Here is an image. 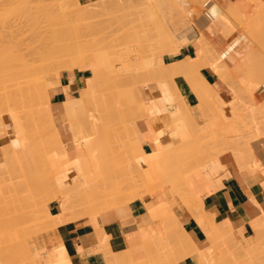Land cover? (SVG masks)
Here are the masks:
<instances>
[{"label":"rangeland","instance_id":"1","mask_svg":"<svg viewBox=\"0 0 264 264\" xmlns=\"http://www.w3.org/2000/svg\"><path fill=\"white\" fill-rule=\"evenodd\" d=\"M147 1L148 0H38L37 2H33L29 6L34 15L35 14L39 15V13L44 9L46 11L51 12V14H52L51 20L48 21L47 19L42 18L40 16V17H38L37 22H38V28L41 31L48 32L47 30H51L50 28H52L53 31L51 30L52 33H50V32H48V33L45 32L46 34L44 33L45 34L43 36L44 41L42 40V42H44L43 43L44 45H42V47H39L40 44L38 46V44H37L38 42L33 43L32 41L31 42L25 41L23 44H20L17 46L18 48H16V50L17 51L19 50V51H21L22 54L26 55L27 63L24 64L22 67H20L22 69L19 68V74L18 75L15 73L12 74V76L10 77V79H12V83H3V84L10 85L11 87L15 88L16 87L15 84H19L21 87H27V86H29L28 84H30V83H42V84H45L46 90L48 93V90L50 89L49 86L52 85V83L49 85L48 83H44V81L45 82L46 81L55 82L56 81L55 74L59 73L61 75L62 72H60V71H62L63 68H67L68 69L67 71H71V72L74 70H80V71H85V72L87 71V72H89V74H87V77H85L83 79V86L80 88V93L78 95H76L77 97H74L76 100L80 99L81 102H79L77 105H75V107H77L76 111H72V112L68 113V118L65 119L66 122L64 121V119H62L61 117L58 116L59 114H56L55 116L51 117V122H53V123L49 122L50 118H48V117H50L52 114H54L55 113L54 110L57 108H55L53 110L51 108L52 106H50V107L47 106V104L44 101H29L26 99V96L25 97H15V98L11 99L10 101H5V105H9L11 108H7L5 106L4 111L2 112L3 116L6 117V121L9 125H8V133L6 132L7 134L6 133L4 134V130H2V128L0 127V154H1L0 155V163L4 162L0 165V180L3 181V183H4L3 184L0 181V184H1L0 189L2 186L4 187L5 185L7 186L8 184H10V187L8 185L7 189H6V186H5L4 188L6 190L15 189L16 187L20 188V185L25 186V184H27V181H25L27 179L23 180L22 178H20L21 180H23V181L20 180L23 184L21 182H20L21 184L18 182L19 178H18V180H16V178L19 175V173L17 174V172H18L17 170H19L18 169L19 167L17 164L20 161L19 162L15 161V159L12 155L13 153L19 152V151H17L18 150L17 148L21 147V145H23V147H29L30 148L29 151H31V149H32V152L37 151L36 154L34 152L33 153L29 152L31 154V155L29 154V157L30 156L32 157L33 154L36 156L37 154L41 153L46 157L48 155H50V156H48L50 158V157H52L51 154L53 151H55V149H53V150L51 149L52 152L49 153V151H51V150L48 151V148H55V147H63L64 146V147H66V149H68V148L72 149V152H74V150H75V152H74L75 157H77L79 159V161L86 162L83 164H84V166L88 167L85 172H89L88 173L89 175H86L84 173L81 176V179L82 180H86V179L90 180L91 179L92 181H95V186L99 185L101 179H103L105 181L110 180L111 178H114L116 174L123 173L125 171V169L126 170L129 169L128 171L131 172V174L135 173L134 171H137V170L139 172L140 171L144 172V170L145 169L148 170V168H150V170H149L150 174H152L151 171H154L156 173V170L160 169V167L157 168L159 166V164L167 163L168 161H165V160L170 159L169 158V156L171 154L170 149L175 148L177 145H179L178 146L179 149L177 148L178 149L177 150L175 148L176 149V150L174 149L175 152L177 151V153H179V152L182 154L184 153V155L179 154V156L185 157L186 154H185V152H183V150L186 151V149H184V148H187L188 145H186V147L182 148V145H180V144L181 143L185 144L187 141H190V139L189 140L188 139L183 140V136L186 135V137H188V136L191 137L192 134L198 135L197 138H196V136L194 137V140L196 141V139H198L199 136L202 135L201 132H199V130L201 128H203V125H198L197 123H195V121L192 118V111L189 110L184 105L181 95H180V97H177L181 100L176 99V95L178 94V96H179L180 92L178 90L174 89L175 87L177 88L175 79L180 77L179 76L180 73L178 76H176L177 74H173V72L175 70L171 64H162V63L153 64V69L149 68V67H148V70H147V67L142 68L141 71H139L140 69H138V68H140V67H138L139 65L143 67L146 64V63L144 64L143 62L140 63V60L142 57L141 54L144 52L143 51L144 49L146 50V47H144V45L141 44L140 42H142V43L144 42V44L146 43L145 45L148 48L150 45L153 46L156 43H159L155 40H156V37H157V40H158V37H159V40L163 39L164 35H162L160 33H162L164 31V30H162V28L164 27V25H162V24H164V22H165V25L167 24L166 25L167 29H165V27H164V29L171 31L173 36L176 38V39L175 38H173V39L177 41V44H180V45L186 44V45H184V47L189 45V44H192L194 46L195 50H198L201 52V44H200V42H198L199 41L198 39H201L206 44V46L209 50V54L207 56L208 59H206L205 62H203V63H201L195 67V69L193 70L192 76H189L191 78V80H190V78H187V79H189L187 81V79L185 80L183 78V75L181 76V78H183L187 83H189L191 90L196 93V95L200 101V105L197 108V110H203L207 113L208 118H209L207 122L212 124V120L217 119L214 117V114L217 111V108H216L217 105L215 104L216 99H217V94L212 88L207 86V84H205L206 82L199 76V69L200 68L208 67L213 72H215L218 75V77L220 78L221 82L225 83L227 88L230 89V91H231V93L235 99V95L232 92V89L236 88L237 86H239L243 83L242 79L245 78V76L243 74L244 72L239 71V69H241V68H237L238 71H236V69H235L236 65H234L237 62L236 60H234L235 62L231 61L232 63H234L233 65L230 62V66H229V64L227 63V67L224 65H223L224 67L223 66L218 67L216 62L215 63L211 62V59L218 60L219 56L221 57L224 55L225 51L223 48L220 47L221 46L220 42L222 41V39L219 37L218 32L216 31V29L219 27V25L218 24L214 25L212 23V24H209V25H211V28H210L209 25L206 26V25L202 24L201 22H198V20H200L201 18L198 19L197 15L199 14L201 16V14L203 15V13H205V10L207 11V9H205V8H204L205 10L203 9V5H202V3H200L203 0H158L159 4L151 2L152 0L150 2L148 1L149 3H154L155 5L154 4L153 5L158 10L157 9L153 10V8H155V7H152L153 5L149 6ZM206 1H207V4H210V6H211V4H212V6L216 5L218 8L221 9V11L227 12V16L231 20V24L234 23L235 25L239 22L242 23L246 19L252 18V16L253 17H259L260 16L261 17L263 15L262 11H264V0H206ZM203 2H205V1H203ZM156 4H158V5H156ZM203 4L206 5V2ZM206 8H207V6H206ZM154 11H156V13H155V15L153 14V17H152L151 13ZM158 11H159L160 15H164L163 18L160 16H159L160 18L158 17V15H159V14H157ZM161 18H162L163 23H161L162 21L160 23H158L161 20ZM154 19H155V21H154ZM9 24L13 27V29H15L19 23L15 20L11 19ZM25 24L27 26V23H25ZM25 24H23V25L25 26ZM159 24H161V26H163L161 29L159 28ZM237 25L241 26L242 24L241 25L237 24ZM49 26H50V28H49ZM207 27H209V28H207ZM161 30H162V32H161ZM176 34H177V36H175ZM155 35H157V36H155ZM222 35L225 36L224 34H222ZM152 36L153 37L155 36V38L150 39L149 37L152 38ZM134 38H136V39H134ZM138 38L140 40L141 39L142 40L140 41ZM131 39H132L133 43L131 42ZM135 40H136V42H135ZM151 40L153 42L154 41L155 42L153 43ZM149 41H151V42L148 46ZM128 42H130V43L127 45L128 46L127 47L126 44ZM136 43H137V45H135ZM138 43L143 45L144 49H141L140 45L138 47ZM46 45H47V47L44 48ZM36 46H38V48ZM51 46H52V49H50ZM34 47L36 48V50L31 49ZM123 50H124V53H123L124 55L121 54L123 52ZM19 51H18V53H20ZM100 51H102V52H100ZM148 51L149 50L147 49L146 52H148ZM125 53L128 55L125 56ZM150 54L148 52V55L146 53V56L147 57L149 56L151 58ZM153 55H155V52ZM144 57L145 56H143L142 58H144ZM149 57L148 58L145 57L146 60L150 59ZM156 57H157V55H156ZM95 58H98V60L96 59V61L99 62V64H101L103 61L102 60L100 62V60L102 58H105L104 61H107V62H104L103 64L105 65L106 63L108 64V62H110V65L109 64H108L109 66L107 65L108 68H110V70H108L109 71L108 72L106 68H104V69H106V71L108 73H113V71H114V73L108 75L107 72L105 70H103V68H102L103 72H101L100 70L95 71V69L98 67V66H95V65H98L96 62H94ZM107 58H109V59L106 60ZM129 59L131 62H128ZM124 60H125V62H123ZM132 63H134V65ZM137 63H139V64H137ZM103 64L100 66H104ZM93 66H95V67H93ZM104 67H106V66H104ZM228 67L234 68L233 70H235V71H232L231 69L229 70ZM237 67H239V66H237ZM93 68H95L94 69L95 72L92 70ZM99 69H101V68H99ZM144 69L147 71L144 72L143 71ZM99 71H100V73H98ZM94 73H95V75H94ZM145 73H147L146 74L147 78H146ZM134 74H136V75H134ZM148 74H151V75L149 76ZM27 75H29V76L27 77ZM60 75H59V78H60ZM111 75H113L114 77ZM118 75H121V76H118ZM132 75H134V76H132ZM92 76L97 80H94V78ZM141 76H143V77H141ZM173 77H175V78H173ZM185 77H187V76H185ZM237 77H240V78H237ZM126 78H127V80H126ZM120 79L124 82H122ZM170 79L172 82L170 81ZM239 79H241L242 82H240ZM263 79H261V80H263ZM246 80L244 81V83H247ZM261 80L259 79L258 81L260 82ZM258 81L257 80L255 82L250 81V82H248L249 85H248V83L247 84L243 83V84H244V86L247 85V88L249 89V91L251 90L250 92L254 93L255 90H257L258 88L260 89L262 87V85H264V82L261 83L262 82L261 81L259 84ZM14 82H20V83H14ZM251 82L252 83L254 82V83L251 84ZM105 83H109V84H105ZM144 83H146L145 84L146 86L144 85ZM157 83L161 84V85L159 84L160 85L159 91L164 92V93L166 92L165 94L167 95V98H169L172 95L168 99V102H166L167 104L166 103L162 104V102L160 103L158 100L159 99V97H158L159 93H158V84ZM164 83H166L165 84L166 86L164 85ZM169 83L170 84L174 83V84L170 85ZM47 84H48V86H47ZM136 84H137V86H136ZM243 84L241 86H243ZM250 85L253 86L252 89H251ZM244 86H243L244 91H245V89H246V91H248L246 86L245 87ZM164 88H165V90H163ZM171 88H173V90ZM123 91H125V92L129 91V93L127 92L126 94L127 95L133 94V96L130 95V99H129V96H127L125 94V92L122 93ZM177 91H178V93H177ZM246 91H245V93L247 94L246 96L248 97L247 101L250 104H248V107H247V105H246L247 101H246L245 102L246 103L245 108L243 107L241 109V111L238 113L241 115V117H240V115H238L235 120L233 119V121L234 122L236 121V123H238V125L241 126L242 130L244 128H249L248 132H250V130H251L253 133L254 129H255L254 127H256L257 131L262 129L261 133L264 134V132H263L264 131V121H263L264 120V116H263L264 113L262 112V116L260 113V111H261L260 109L262 108L261 107L262 104L258 105L253 98V93L251 94L248 91L251 95V96L250 95L248 96V92H246ZM28 92H29V88H26L24 90V94L27 95ZM146 92L149 93V94L147 93L149 96L146 94ZM173 92H175V94H173ZM119 93L122 97L119 96ZM140 93H141V95H140ZM143 93H145V94H143ZM117 95L119 96V98L117 97ZM125 95L128 98L125 99L124 98ZM155 96H157V97H155ZM145 97H147L148 99ZM132 98L134 99V103L131 102ZM149 98H151V99H149ZM128 99H129V102H131V103L127 102ZM152 99H153V101H150ZM250 99H252V100H250ZM148 100L150 103L148 102ZM250 101H254V102L251 103ZM169 102L171 103L170 107L168 105ZM49 103H50V101H49ZM174 103L176 105H173ZM178 104H179V106H178ZM211 104L214 106V108L211 106ZM254 104H256L257 107H255ZM21 105H24V108H22ZM162 105H163V107L161 108ZM181 105H182V109L180 107ZM249 105L254 106L255 108L254 107L252 108L251 106L249 107ZM169 108L171 109V111ZM177 108H180L181 110H179V109L177 110ZM246 108H248L247 110L249 111V113H247L245 115V114H243V112H244V110H246ZM161 109H163V110L161 111ZM164 110L166 113L164 112ZM251 110L252 111L254 110V111L252 112ZM168 112H169V114H170V112H172L171 119L174 118V120H170V116H168L169 115ZM178 112H179V115H178ZM180 112H181V114H180ZM182 112H183V114H182ZM245 112H247V111H245ZM162 113H163V115L165 113V115L163 116ZM38 115L42 116L41 117L42 119H40L39 121L44 122V123H40V126L42 128L49 122L50 123L49 126H48V124L46 126V128H49V130L50 129L52 130V128H53V131H56V130H58V128H60L57 132H55L56 134H58L59 131L60 130L62 131V128H63L64 129L63 131L66 133L59 135V137H61L60 139L54 140L53 136L55 134L53 135L47 129L46 131L49 134H47L45 131V133L47 134V135H44L45 137L43 135H41L36 139L35 138L36 135L39 133L42 134V131H43V129H42L41 132H39L38 131V129H40L39 126L38 127L36 126L37 130L35 129V131H38L39 133L33 132V133H36L33 135L32 133L29 132V133H25L23 135L25 137V139H26V137L27 138L31 137V140L33 139V142L34 141L38 142V143L35 142L36 143L35 147L32 146V144H31L32 141H30V138H29V140L26 139L27 141H25V142H21V145H18L17 141L21 140V132L23 131L21 128H19V126L21 125V124L19 125V123H23V124L25 123L26 124L27 122L30 121L29 120L30 117H35ZM180 115H183V116L180 117ZM56 116L59 118L56 119L57 118ZM165 116L167 119L165 124H168V122H171V121H173V122L175 121L174 123L176 124V121H178L179 119H180L179 121L183 120V122H181V124L179 123V125H174L173 122H171V124L169 123L170 125H172V124L174 125L173 131L175 130L174 132H172V128H171V132H170V127L168 125H167V127H169V130H168V128H166V126L160 124V123H163V121L165 120L163 118ZM246 116H248V118ZM251 116L252 117L254 116L255 118L252 119ZM238 117H240V118L238 119ZM45 118L49 119V120H47L48 122L46 121V123H45V120H46ZM53 118L56 119L55 121H57L56 122L57 125L54 124V121H52ZM67 119H69V121L71 123H69V121ZM150 119H152L153 121L152 120L150 121ZM161 119H163V121ZM237 119H238V122H237ZM254 119H256V120H254ZM143 120H145L146 126L148 128L150 136L152 137V140H154V145L156 148L155 153L150 154V155H146L142 151L141 136L138 134V132L136 130L137 128H136L135 123L139 122V121H143ZM239 120H241L242 122H244L246 124L242 123ZM252 120H253V122H252ZM39 121H38V123H39ZM63 121L65 122L64 124H63ZM225 121H226V119H225ZM254 121H256V122L258 121L259 124H258V122L257 123L255 122V124H254ZM250 122H252V123H250ZM62 124L63 125L67 124L68 128L66 129V126H62ZM26 125H29V124L27 123ZM33 125H36V124H33ZM69 125L72 127H70ZM250 125H252V126H250ZM253 125H256V126L253 127ZM53 126H57V128L53 127ZM252 128H253V130H252ZM68 129L69 130L71 129L70 131H72L73 134H70V133L67 134L68 132H70V131H68ZM30 130H32V129H30ZM27 131H29V130H27ZM243 131L246 132V129H244ZM175 132L180 133L179 135L176 134V137L181 136V138H182L176 142L173 140V137H175V136H173V133L175 134ZM248 132H246V133H248ZM170 133H172V134H170ZM32 136H35V137L32 138ZM42 136L44 138H47V139H44ZM40 137H42L44 140H48V141H41L42 139ZM39 138H40V141L38 140ZM48 138L51 139V141ZM34 139H36V140H34ZM172 140L175 142V144H173ZM201 140H203V141H201ZM160 141L164 142L163 147L160 146ZM198 141L201 144H199ZM203 142H204V144H203ZM205 142L207 143V146L209 145V147L205 146L206 145ZM214 142L216 143V141H214ZM218 142L219 141H217V143ZM176 143H177V145H176ZM192 143H195V142L192 141ZM196 143L199 144L200 147L202 145V149L200 148V150L202 152L199 150V146H196V147H198L197 150L200 151L199 154L203 153V154H201V156L203 155L202 159H203V157H206V155L211 154V152H214V150H217V148H216L217 146L219 147V145L217 143H216L217 144L216 147L212 146L214 144L211 143V141H208L207 139L205 140L201 136H200V139H198ZM191 144H190V146L194 145V144H192V145ZM194 146H192V147H194ZM204 146L207 148V150H206V148L205 149L203 148ZM221 147H219V150L215 151L216 154H217V152L220 151ZM224 147H226V146H224ZM15 149H17V150H15ZM42 149L43 150L45 149L44 151L47 155H45L43 153L44 151ZM211 149H212V151H211ZM190 151L191 152H189V153L195 152L192 150H190ZM199 151H197V152H199ZM171 152L173 153V151H171ZM189 153L187 152V155L190 158V156L192 154L190 155ZM41 154L39 156H43ZM196 154L197 153L195 152V155ZM11 155L14 159L13 160L11 157V159L13 161L9 158ZM175 155L177 157H179L177 154H175ZM173 156H174V153L171 154V157H172L171 159H175V158H173ZM199 156L200 155H198V157ZM210 156H212V155H210ZM26 157H28V156H26ZM31 157H30L31 160H29V162L35 163L36 161H38V160H36L35 157L32 160ZM186 157H185V159L182 158L183 159L182 161L178 158L181 162L177 159H175L176 161L174 160L173 162H175L178 165L180 163H183V164L187 163L190 160H188L186 162ZM40 158L41 157H39V159ZM46 159H47V161H45L46 163L51 162L50 159H48V158H46ZM46 159H44V160H46ZM198 159L201 160V157ZM34 160H36V161H34ZM49 160H50V162H49ZM70 161H72V160H70ZM74 161H76V160H74ZM192 161H193V158H192ZM6 162H8V164H6ZM13 162H15V163H13ZM16 162H17V164H16ZM21 162H23V161H21ZM173 162H169V163H173ZM200 162H202V161H200ZM12 163L16 164V166L14 165V167H13L11 165ZM40 163H43V162H40ZM75 163H77V162H75ZM35 164H37V163H35ZM43 164H45V163H43ZM65 164H67V166L69 165V163H65ZM71 164L73 165V163H71ZM187 164H185V165H187ZM2 165H5V167H3ZM31 165L33 166V164H31ZM31 165H29V166L32 167ZM153 165H155V167H153ZM185 165H183V170H185V172L183 173L184 176L187 175L189 173L188 171L190 170V166L188 167V165L187 166H185ZM8 166H9V168H8ZM11 166L13 168H11ZM27 166H28V164H27ZM35 166L33 169H36ZM128 166H129V168H128ZM172 166L173 165H171L170 168ZM180 166H178V167H180ZM184 166L186 169L184 168ZM25 167H26V165H25ZM69 167H74V166H69ZM187 167H188V170H187ZM151 168L152 169L156 168V169L152 170ZM181 169H182V167H181ZM10 170H12V172ZM39 170H42V169H39ZM43 170H44V167H43ZM183 170L182 171L179 170L181 172V175H182ZM13 171H14V173H13ZM30 171H31V168H30ZM44 171L40 172V173L44 174ZM172 171H170L168 169V170H164L163 172L158 173V175H159L158 179L160 181L163 179L167 180ZM191 171H192V169H191ZM34 172H36V170ZM38 172H36V173H38ZM139 172H136V174H139ZM149 172H147L145 174H149ZM186 172H188V173L185 174ZM9 173H11L12 175L8 176ZM33 173L31 175L30 174L29 175L32 176ZM36 173H35V176H38L40 174V173H38L36 175ZM74 173L76 175L75 178H73L71 176V175H74ZM173 173L174 172H172V174ZM42 174L40 177H43ZM80 174H81V172H79L78 170H74L72 173H70V176L64 177L60 180L61 181H67L68 179H72L74 181L72 187H74V184L76 182V178H78L80 176ZM145 174H144V176H142V177H144V180L142 181L143 184H141L140 181L137 182V184L139 186V188L137 187L138 192H139V196H141L142 198L144 197V195H146L152 191V187L155 184L154 183L155 181L153 180L154 178H151L152 180L151 179L149 180V177H151L153 174L152 175L149 174L150 176L146 175L147 178H145ZM190 174L191 173H189V176H188L189 179H191V175H192V174L191 175ZM174 175H176V174H174ZM10 176L14 177V178H12L13 181L15 182V180H16V182L19 183V186L17 185L18 183H16V182H15L16 184L14 185V183L10 179L11 178ZM20 176L21 175H19V177ZM184 176H183V179H185ZM40 177L39 178H37V177L33 178L32 177L33 178L32 180H34L35 178L40 179ZM188 177H187V179H188ZM29 178H31V177H29ZM42 179L43 178H41V180ZM137 179H139V178H137ZM192 179H194L193 176H192ZM7 180H9V182ZM32 180L30 183H32ZM10 181H11V183H13L12 186H11ZM39 182H41V181L39 180L38 184H40ZM190 182H192V181H190ZM137 184H135V185H137ZM190 184H193V183H190ZM190 184H188V185H190ZM33 185H37V181L34 180ZM165 185H169V184H165ZM24 186H23V188H24ZM37 187H38V185H37ZM189 187H191V185ZM23 188H21V189H23ZM25 188H26V186H25ZM33 188L36 189L35 187H33ZM3 189H1L0 195H2V197H1L2 203L5 202L4 204L7 207L9 202L7 201V199L5 201H3L7 197V196H5V197L3 196L6 193L5 189L4 190ZM18 190H16V192H19V194L22 196L23 195V193L21 194L22 191H18ZM36 190H39V191H36ZM36 190H34L33 193L32 192L31 193L35 194V195H41L42 189L37 188ZM186 190H187V188L185 189V191ZM25 191L26 190L24 189V191H23L24 195H25ZM185 191L180 190L178 192H175L172 196L177 197V198L176 199L173 198L169 204L172 205L173 203L179 202L183 206L185 204L186 205L185 208L187 207V205L192 210H193V208H197V207H195L194 197L190 196V193H189L190 189H189V191L188 190L186 191L188 193H186ZM1 192L2 193L5 192V193L1 194ZM55 192H58L59 195H62L63 189H59V190L56 189V190H54V193ZM9 194H11V193L9 192ZM27 194L29 196V192ZM27 194L25 195L26 198H25V196H23L26 200H28V198H29L27 196ZM3 197H4V199H3ZM50 199H51V197H50ZM0 201H1V199H0ZM21 201H22V199H21ZM21 201H19V202H21ZM22 202H24V200ZM27 202H25V204ZM14 203H18V202H14ZM4 204H2V205H4ZM25 204H23V205H25ZM5 206H3V207H5ZM9 206L11 208L10 210L13 211V213L10 210L6 211L7 208L5 207L6 209L4 208L5 209L4 211H6V212L3 213V215L6 213H9L8 214L9 217H12L13 215L16 216V214H19V211L17 212V210H15L18 208V206L16 208H14L13 210H12L13 207L11 205H9ZM127 206L128 205H126L124 207H127ZM152 206H153V208H154V206L158 207L159 204L152 205ZM3 207H1V208L3 209ZM20 207H21V205H20ZM20 207L18 208L19 210L21 208H23V207H21V208ZM186 209L188 210V208H186ZM113 210H115V209H112V211L110 210V211H107V212H105L103 214H99V215L104 216V215H108V213L113 214L115 212ZM164 210H165V212L163 211V213H165V216H164V214H162V212H160L161 214H159V215H161V217L162 216L164 217V219H163V217L160 218V222H161V219H162V221H165L166 216L167 217L169 216L171 218L172 222H174V225H177L175 223H177L179 220L176 219L177 217L174 215L171 208H169V209L164 208ZM167 210H169V211H167ZM1 211H3V210H1ZM10 212H11V214H10ZM167 213H168V215H167ZM1 215H0V218L3 217V216L1 217ZM159 215H157V216H159ZM7 216H5L4 218H6ZM19 217H21V216H19ZM155 218L153 220H155ZM158 218H156V219H158ZM7 219H5L4 221L6 222ZM9 219L11 220L12 218H9ZM28 219H30V217L27 218V220H26L27 224H28ZM2 220H3V218H2ZM7 221H9V220H7ZM22 221H25V220H22ZM31 221L32 220L29 221L30 225H28L31 228L30 227L28 228V226H26V229H25V231H27L26 234H28L26 236V240H25L26 243H28L30 246V244L36 240V243L39 242L38 244H42L43 243L42 241H44L46 243L47 247L54 244L55 240L53 238V235L52 234L46 235L44 233V231H41L40 222L35 221L36 223H34V221H32L34 223V224H32ZM155 221H157V220H155ZM18 222H20V221H18ZM1 223L3 224V221ZM7 223H9V222H7ZM12 223H14V222H12ZM9 224H8V226H9ZM178 224H179V226H181L180 222H178ZM14 225H13V227L12 226L9 227L10 228L9 230L6 228L7 225H4V226L1 225V226H3L4 229L6 228V230L3 229L5 232L9 231V232L14 233L16 238L12 243L8 242V243H11L12 245L7 244L6 245L7 247L3 245L4 246L3 249L8 248L7 249L8 254H7V252L3 253L6 250H4L0 254L1 255L0 256L1 257L0 258V264H26L25 262H27V264H30L31 262H29L30 261L29 257H27V256H29V254H28V252H24V250L27 251V249L29 247L28 246L25 247V246H23V244H19V241H21V243L24 241H22L23 240L22 237H21L22 240L19 239V236L17 235L16 231L14 230ZM35 225H37V226H35ZM1 226H0V228H1ZM32 228H35V229H32ZM178 228H180V227H178ZM43 229H44V227H43ZM181 230H182V228H181ZM17 243H18V246L16 245ZM19 245H20V247H19ZM46 245H41L42 249H46ZM1 247H2V245H0V249H1ZM14 247H16V248H14ZM11 249L14 251H12ZM217 249H220V248H217ZM217 249L214 248L212 250L216 251ZM43 251H45V250H43ZM214 251H212L214 253L213 256L211 255L212 259H214L212 261L213 264H215L214 261H216V264H225V263L228 264L229 261H231V258H230V257H232L231 253L229 255V253H227V251H225L224 249H220V251L219 250L216 251L217 253ZM13 252H15L14 254H16V256H14L15 263L9 262L13 259V256H12ZM222 253H224V255ZM225 253H227V256L225 257L227 259L224 258L225 259L224 260L222 258L223 261L221 260V262L217 263V260L220 259L221 256H225ZM23 254H25V255H23ZM209 255H210V253H209ZM211 256H209V259ZM23 257L25 258V261H24ZM26 259H28V261ZM209 259H207V260H209ZM7 260H9V261H7ZM22 260L24 261V263L21 262ZM160 261H161L160 264H166V262H164V259L161 258ZM175 261L173 260L172 262L174 263ZM60 263L58 261L56 264H60ZM62 263H63V260H62ZM168 264H171V263L168 262Z\"/></svg>","mask_w":264,"mask_h":264},{"label":"bare ground","instance_id":"2","mask_svg":"<svg viewBox=\"0 0 264 264\" xmlns=\"http://www.w3.org/2000/svg\"><path fill=\"white\" fill-rule=\"evenodd\" d=\"M37 1L38 0H0V127L2 128V130H4V134L6 132L8 133V125L9 124L7 123L6 117L3 116V113L2 112L4 111V107L5 106L7 108H11L9 105H5V101H10L11 99H13L15 97H25L26 96V99L29 100V101H44L47 104V106H49V107L51 106V104L49 103V97H48V93H47L45 84H42V83H30V84H28L29 86H27V87H21L19 84H15V86H16L15 88L14 87H11L10 85L3 84V83H12V79H10V77L12 76V74L15 73V74L18 75L19 74V68L22 67L24 64L27 63L26 55L25 54H22L21 51H19V50L18 51L21 54L18 53V51L16 50V48H18L17 46L20 45V44H23L25 41L26 42L27 41H30V42L32 41L33 43L38 42L37 43L38 46L40 44L39 47H42V45H44L43 44L44 42H42V40L44 39L43 36L46 33H48V32L52 33V31H53L52 28H50V26H49V28L52 31L51 30H47L48 32L45 31L46 33L43 32V31H41L38 28V22H37L38 17L41 16L42 18H45V19H47L49 21L52 18V14H51V12L46 11L44 9V10H42L39 13V15H36V14L34 15L32 13V11H31V8L29 6L33 2H37ZM148 1L150 2L151 0H148ZM203 1L206 2V5L203 4V3H205ZM203 1H201L200 3H202L203 9L205 8V9H207V11L204 9L205 10V13L202 12L203 15L201 14V16H200L198 14L197 15V18L198 19L201 18V19L200 20L197 19V20H198V22H201L202 24H204L206 26H208L209 24H212V23L214 25L215 24H218L219 25V27L216 29V31L218 32L219 37L222 39V41L220 42V45H221L220 47L223 48L224 51H225L223 56H221V57L219 56L218 60L211 59V62L212 63H215L216 62V64L218 65V67L219 66H223V65L227 67V63L230 66V62L231 61L232 62H235L234 60H236L237 62L235 64L232 63V62L231 63H232V65L233 64L236 65V68H235L236 71H238L237 68H241V69H239V71H243L244 72L243 74H244L245 78H243L244 80L242 79L243 83H244V81L246 79H247L246 80L247 83L250 82V81H254L255 82L256 80L258 81L259 79L260 80L263 79L264 78V11H262V14L263 15L261 17L260 16L259 17H253L252 16V18L246 19L242 23L241 22L237 23L239 25L242 24L241 26H238L237 24L235 25L234 23H233L234 25L231 24V20L228 18L227 12L221 11V9L218 8L216 5H213L212 6V4H211V6H210V4H207V1L206 0H203ZM149 2H148V5L149 6H152L154 3H158L159 4V1L158 0H152L151 1V2H154V3H149ZM158 4H156V5H158ZM154 5L152 7H155ZM206 6H207V8H206ZM154 9L156 10L157 8L155 7V8H153V10ZM155 13H156V11L152 12L151 13L152 15L150 13L149 14L153 17V14L155 15ZM157 14H159V11H158ZM159 16L162 17V18L164 17V15H160V14L158 15V17ZM162 18H161L160 21L158 20L159 21L158 23H160L162 21ZM11 19L12 20H15V21H17L19 23L16 26L15 29H13V27L9 24ZM154 21H155V19H154ZM25 23H27V26H26ZM161 23H163V21ZM23 24H25V26ZM162 25H164L165 29H167V27H166L167 24L165 25V22ZM209 26L211 28V25H209ZM162 27L163 26H161V24H159V28L161 29ZM164 27L162 28V30H164V31L162 32V30H161L162 33H160V34L164 35L163 36V39H160L161 40L160 41L159 40V37H158V40H157V37H156V40H155V41H157L159 43H156L153 46L150 45L151 46L150 47L149 44L152 41L151 40L148 43V46H149V48H148L145 45L146 43L144 44V42L143 43L140 42L141 44L144 45V47H146V50L147 49L149 50L148 51L149 54L151 53L150 54L151 58L148 56L150 59H147L146 60V58H148L146 56V53L148 55V52H146V50L144 49L143 45H141L140 43H138V47L140 45L141 49H144L143 51L145 52V53L143 51H142L143 53L141 52L142 53L141 54L142 57L143 56L146 57V58L145 57L144 58L141 57V60L142 61L140 60V63L143 62L144 64L145 63L146 64L143 67L139 65L138 66V67H140V68H138V69H140L139 71H141L142 68H144V67H147V70H148V67L153 69V64H155V63H157V64L162 63V56L168 55V56L173 57V56H175L180 51V49H181L182 46L186 45V44H184V45L177 44V41L173 39L175 37L173 36V34L171 33V31L165 30ZM207 28H209V27H207ZM222 34H224L225 36H223ZM155 36H157V35H155ZM155 36L154 37L152 36V38L151 37H149V38L150 39H153V38H155ZM175 36H177V34ZM136 38H134V39H136ZM198 40H199L198 42H200V44H201V52L199 51V53H198V55H197V57L195 59L196 61H188L187 59H185V60H182V61H179V62L177 61V62L171 63L172 67L175 70L173 72V74H177L176 76H178L179 73H180L179 76L181 77L183 75V78L186 80L187 78H190L189 76H192L193 70L195 69V67L197 65L205 62L206 59H208L207 56L209 54V50H208L206 44L201 39H198ZM131 42H132V39H131ZM135 42H136V40H135ZM129 43L130 42H128L126 44V46ZM135 45H137V43ZM38 46H36V47L38 48ZM46 47H47V45L44 48H46ZM31 49L32 50H36L35 47L34 48H31ZM50 49H52V46H51ZM100 52H102V51H100ZM154 52H155V55H153ZM123 53H124V50H123V52L121 54L124 55ZM126 55H128V54L125 53V56ZM156 55H157V57H156ZM176 57H178V56H176ZM96 59L98 60V58H95V61L94 62H96L98 64V65H95V66H98V67L96 69L93 68L92 69L93 71H94V69H95V71L100 70L101 72H103V70L106 71V69H107V71L110 70V68H108V66L110 65V62H108L109 65L107 63L105 65L103 64L104 62H107V61H104L105 58H102L100 60V62L103 60L101 64H99V62H97ZM108 59L109 58H107L106 60H108ZM123 62H125V60ZM128 62H131L130 59L128 60ZM102 64L104 66H106V67L100 66ZM132 64L134 65V63H132ZM137 64H139V63H137ZM95 66H93V67H95ZM237 66H239V67H237ZM99 68H101V69H99ZM102 68H103V70H102ZM104 68H106V69H104ZM20 69H22V68H20ZM145 69L143 70L144 72L147 71ZM230 69L232 71H235V70H233L234 68H231L230 67L229 70ZM67 70H68L67 68H63V70L60 71V72H64V71H67ZM100 71L98 73H100ZM108 72H107L108 75L114 73V71H113V73H108ZM146 74L147 73H145V75ZM59 75H60L59 73L55 74V78H56V81L55 82H49V81H46L45 82L44 81V83H48L49 85L52 83V85L49 86L50 88L57 87V85H59ZM94 75H95V73H94ZM134 75H136V74H134ZM134 75H132V76H134ZM148 75L150 76L151 74H148ZM28 76L29 75H27V77ZM111 76H113V75H111ZM118 76H121V75H118ZM185 76H187V77H185ZM141 77H143V76H141ZM146 78H147V75H146ZM173 78H175V77H173ZM237 78H240V77H237ZM94 80H97V79L94 78ZM126 80H127V78H126ZM188 80L189 79H187V81ZM190 80H191V78H190ZM239 80H240V82H242L241 79H239ZM263 80H261L262 82L261 81L260 82L263 83L264 82ZM71 81H72V79H71ZM170 81H171V79H170ZM122 82H124V81H122ZM260 82L258 81L259 84H260ZM14 83H20V82H14ZM247 83H244V84H247ZM253 83L251 82V84H253ZM48 84H47V86H48ZM70 84H72V82H70ZM105 84H109V83H105ZM145 84L146 83H144V85ZM157 84H158V93H159L158 94V97H159L158 100H159L160 103L162 102V104H165L166 102H168V99L172 95L170 97L168 96L169 98H167V95L165 94L166 92L164 93V92L159 91L160 90L159 88H160V85L161 84L160 83H157ZM165 84L166 83H164V85ZM172 84H174V83H172ZM172 84H170V85H172ZM244 84H243V86H244ZM241 85H239L236 88H233L232 89V92L235 95V99L232 102H230L228 104H223L221 101H219V99L217 97L216 103H215L217 105V107H216L217 108V111L214 114V117L217 118V119H215V120H212L211 119L212 120V124L209 123V122H206L203 125V128H201L199 130V132H201V134H202L200 136L203 139H205V140L207 139L208 141H211V143L214 144L212 146H215L216 147L217 144L219 145V147L222 146L221 149H220V151L217 152V154H216L215 151L219 150V147L218 146L216 147L217 150H214V152H211V154H208L209 156L210 155H212V156L209 157L208 155H206V157H203V159H202V156L203 155L201 156V154H203V153L199 154L200 151H201L200 148L202 149V145H201V147L199 146V144H201V143H199V141H198L199 144L196 143L197 140L200 139V136H199L198 139H196L198 135L192 134V136L190 135L191 137H189V136L186 137V135H184L183 136V140H187V139L189 140L190 139V141H187V142L185 141L186 142V143L184 142L185 144H182L181 143L180 145H182V148L183 147H186V145H188L187 148L188 149L190 148L189 150L187 148H184V149H186V151L188 153L191 152L190 150L195 151L197 153L196 154L197 156L195 155V152L189 153L190 155L192 154L191 155L192 157L189 155L190 156V158H189L188 155H187V152L185 150H183V152H185V154H186L185 157L187 156L186 157V162L188 160H190V161H188L190 164L187 162L188 164L187 163H184V164L183 163H180L178 165L175 162H173L175 159H177V160L180 159L181 161L183 159H185L184 156H182V157L179 156V154H182V153H180V152L177 153V151L175 152V150L179 146V145H177V143H178L177 142L176 143L177 146L175 147L176 149L175 148L170 149V153L171 154L174 153L173 158H175V159H171L172 157H171V154H170V156H169V158H170L169 160L170 161L168 159H166L165 161H168L167 163H161V164H159V166L157 168L160 167V169L159 170H156V173L154 171H151L153 175L150 174V172H149L150 168H148V170L145 169L144 172H141L140 171L141 173L138 170L137 171H134L135 173H133V174H131V172L128 171L129 169L128 170L125 169V171L123 173L116 174L115 177L114 178H111L110 180H106L105 181V180L101 179L99 185H96V186H95V181H92L91 179L90 180L89 179H86V180H82L81 179V176L84 173L86 175H89L88 174L89 172H85L88 167L84 166V164H83V163H86V162L79 161V159L77 157H75V153H74L75 150H74V152H72V149H70V148L66 149V147H64V146L63 147L48 148V151L51 150V149L52 150L55 149V151H53V152H52V150L49 151V153L52 152V154H51L52 157H50V158L48 157L50 155H48L46 157V156H44L41 153L37 154L36 156L33 154L34 156L32 155V157L31 156L30 157L32 158V160H33L34 157L36 158V160H38V161H36V160H34V161H36L35 163H37L40 166L39 167L34 162L33 163L29 162V160H31L30 157H29V154H30L29 152H32V149H31V151H29V149H30L29 147H23V145H21V142H25V141L29 140V138H30V141L33 142V139L31 140V137H28V138L26 137L27 140L25 139V137L23 136L25 133H29L30 132V133H32L34 135L36 133L41 132V130L43 129L44 132L42 131V134L39 133L40 135L37 134L36 137L35 136H32V138L35 137L37 139L41 135H43V136L44 135H47L49 133H47L46 130L47 129L49 130V128H46V126H47V124L49 126V124H50L49 122H51V117L55 116L56 114H59L58 116L61 117L62 119H64V121L66 122L65 119L68 118V113L77 110L76 109L77 107H75V105H77L79 102H81V100L80 99L79 100H76L74 97H72L71 94H69V92H70L68 90L69 87H66V88L64 87V89H63V90H65L64 94L66 93L65 94V99H64V101L59 106L56 107L57 109H55V110L53 109L55 111V113L52 114L50 117H48V118H50V121L49 122L47 121L49 119L48 118H45L46 119L45 120V123H46V121L48 122L46 125L44 124L45 125L44 127L46 129L44 127L42 128L40 126V123H44L43 121L42 122L39 121L40 119H42L41 118L42 117L41 115L35 116L36 118L35 117H30L29 118L30 121L27 122L29 125H26L27 123L26 124L25 123L24 124L23 123H19V125L21 124L19 126V128H21L23 131L21 132V140L17 141V144L18 145H21V147L17 148L18 150L15 149V150H17L19 152L13 153L12 155H13L15 161H17V162L20 161L18 164L16 162V164L19 167L18 168L19 170H17L18 171L17 174L19 173V175H21V176L20 177H19V175H18V177L16 176L17 177L16 180H18V178H19L18 182L20 183L24 179H27V180H25V181H27V184H25L26 188H25L24 185H20V188L19 187L18 188L17 187L15 188L16 190L19 189L18 191H22L21 192V194L23 193L22 196L19 194V192H16L15 189H8V190H6L8 185L10 187V184H8L7 186L5 185L6 186V189L4 188L5 186L4 187L2 186L5 189V192L6 193L4 192L5 193L4 194V193H2L3 192L2 191L1 194H4L3 195L4 197L7 196L5 199L3 197V199H4L3 201H5L7 199V201L9 203H8V206L6 207L5 204H4L5 202L2 203V198H1L2 195H0V199H1V201H0V209L3 210V211L0 210L1 211L0 212V215L2 214L1 217L3 216L2 217L3 220H2V218H0L1 219L0 220V226L1 225H3V226L4 225H7V227L6 226L5 227L9 230L10 229L9 227H11V226L13 227L14 224L16 225V226L14 225V230L16 231L17 235L19 236V239H21V237H22L23 240L22 239L21 240L24 241L22 243H21V241H19V244H23V246H25V247L28 246L29 247L27 249V251L24 250V252H28L29 256H27V257H29V260H30L29 262H31L30 264H56L58 261H59V263L61 262L60 264H63V263L64 264H71L70 261H69V259H68V257H67V255H66V253L62 250V246H61L60 241L56 238V235L55 234H56L57 227H59L62 224L68 223V222H75V221H77L79 219H82V218H85V217H91L92 218L93 216H96V215H99V214H103V213H105L107 211H110V210L112 211V209H115V210H113V211H115L113 213V217H112V214H109V213H108L109 216L108 215H104V216L103 215L102 216L100 215V216L103 219H110V216L112 218H114V217L115 218L116 217H121L123 214H126L127 213V210L126 209H128V208L127 207H124V206L130 204L131 202H134V200H136V199L139 200V199L142 198L141 196H139V192H138L139 186H138L137 182L140 181L141 184H143L142 181L144 180V177H142V176H144L145 173L149 172V174L152 175L151 177H149V180L151 178H154L153 180L155 181L154 182L155 184L152 187V191H154V190H156L158 188H161L165 184H169L171 186V189L169 190L170 193H171V195H173L175 192H178L180 190L185 191L186 188H187L188 191L190 189V191H189L190 196L194 197L195 207H197V208H193V210H192V209L189 208L188 205H187L186 208H188V211L197 220V221H195V220L194 221L195 222H198V224L200 225V227H203V229L205 230V233L204 232L203 233L204 234H207V240H208L207 246L205 247V250L204 251L199 250L197 248L198 246L196 247L192 243V241L188 237L189 235L187 236L183 232V230H181V228L183 226L181 227L178 224V222H181V221H178L177 223H175L177 225H174V222H172L171 218L169 216L168 217L166 216V218H165L166 220L165 221H162V219H161V225H162L161 226L162 227L161 228V231H157V232H154V231H146V232H143L142 233L143 242H145L143 244H145L147 246V247L146 246L145 247H146V250H147V253H148V257H149L146 261L141 262V263H135L133 261V259H131V257H130L131 260L128 261V259H127V262H125L126 259H124L125 260L124 261L122 258H118L117 256H111V255L107 256V255H105L106 264H160L161 258L164 259V262H166V264H168V262H170L171 264H174L176 261L178 262V260L180 261L181 259H183V258H185L187 256H190L192 254L193 255H196L198 257V260H199L200 264H213L212 261L214 259H212V256H213L214 253L212 251H214V250H212V249H214V248H216V249L217 248L224 249L225 251H227V253H229V255L231 253V255H232L233 258L230 257L231 258V261H229L228 264H264V212H263L264 210L261 211V214L258 217L254 218L251 221V225H252L251 228L253 227L254 236L252 238H249V239H242V240L238 241L233 236V234L231 232L230 224L227 221L222 222L220 225H215L213 223V221L210 218H208V215H206L207 213H205L200 208V206H199V204L197 202V199H196V195L193 193V191L191 189L192 184H190V183H193L195 179L200 178L203 174L206 175V176H209L211 174V171H212L211 167L212 166L215 167V165L221 164V163H222V165L224 163H226L228 165V167H230V169L232 170V172L237 176V178L239 180L244 179L245 176H247L252 171H254V170H261L264 167L263 166V162L259 159L260 151L263 150V152H264V134L261 133L262 129L259 130V131H257L256 130V127H254V126L257 125L256 124V125H253V127L255 128L253 133H252L251 130H250V132H248L249 131V128H244V129H246V132H248V133H246V132L243 131L244 129L242 130L241 126L238 125V123H236V121L235 122L233 121V119L235 120L237 118V116L240 115L238 113L241 111V109L243 107L245 108L246 105L248 107V104H250L247 101L248 97L246 96L247 94L245 93L246 89L244 91V88ZM248 85H249V83H248ZM136 86H137V84H136ZM245 86L247 88V85H245ZM26 88H29V92L27 93V95L24 94V90ZM252 88H253V86H251V89ZM171 89L173 90V88H171ZM174 89L175 90H178V88H176V87ZM163 90H165V88ZM247 90L249 91L248 88H247ZM178 91H177V93H178ZM248 91H246V92H248ZM124 92L125 91H123L122 93H124ZM127 92L129 93V91H126L125 94ZM249 92H248V96L250 95V93L251 94L253 93V92H250V93ZM120 93H119V96H121ZM147 93L148 92H146V94ZM143 94H145V93H143ZM173 94H175V92H173ZM126 95L124 97L125 99L128 98V97H126ZM130 95L133 96V94H130ZM130 95H127V96H129V99H130ZM140 95H141V93H140ZM119 96L117 95L118 98H119ZM155 97H157V96H155ZM177 97H180V94H179V96H178V94L176 95V99H179ZM145 98H147V97H145ZM129 99H128V101L126 100L128 103H131V102L134 103V99L133 98H132L133 100L131 99V102H129ZM149 99H151V98H149ZM153 99L150 100V101H153ZM179 100H181V99H179ZM250 100H252V99H250ZM148 102H149V100H148ZM250 102L253 103L254 101H250ZM169 103H168V105L170 107L171 106V103L170 104ZM173 105H176V104L174 103ZM254 105H255V107H257L256 104H254ZM178 106H179V104H178ZM250 106L251 105H249V107ZM21 107L24 108V105H21ZM162 107H163V105L161 106V108ZM180 107L182 109V105ZM251 107L253 108L254 106H251ZM261 107L262 108L261 109L259 108V109L261 110L260 113H261V116H262V112L264 113V103L261 105ZM178 109L181 110L180 108H177V110ZM247 109L248 108H246V110H244V112L242 111L243 114L246 115L247 113H249V111ZM162 110L163 109H161V111ZM170 111H171V109H170ZM245 111H247V112H245ZM164 112H165V110H164ZM172 112H170V114L168 112V114H169L168 116H170V120H174V118L171 119ZM221 112H223V115H220ZM165 113H164V115H165ZM180 114H181V112H180ZM182 114H183V112H182ZM162 115H163V113H162ZM178 115H179V112H178ZM182 116L183 115H180V117H182ZM59 117H57L56 119H58ZM240 117H241V115H240ZM240 117H238V119ZM246 117L248 118V116H246ZM163 118L165 120L163 121V119H161L163 121V123H160V124L166 126V128H168V130H169V127H170V132H171V128H172V132L175 131V130L173 131L174 125H179V123L181 124V122H183V120L182 121H179L180 120L179 119L178 121H176V124L174 123L175 121L174 122L171 121V122L174 123V125L173 124L170 125L171 122H168V124H165L166 121H167L166 116L163 117ZM253 118H255V117L253 116L252 119ZM56 119L53 118L52 121H54V124L57 125V123H56L57 121H55ZM69 119H67V120L69 121ZM225 119H226V121H225ZM238 119H237V122H238ZM256 119H254V120H256ZM151 120L152 119H150V121ZM38 121H39V123H38ZM64 121H63V124L65 123ZM239 121H241V120H239ZM252 122H253V120H252ZM252 122H250V123H252ZM255 122L256 121H254V124H255ZM51 123H53V122H51ZM69 123H71V122L69 121ZM242 123H244V122H242ZM33 124H36V125H33ZM63 124H62V126H66V129H67L68 128L67 127V124L66 125H63ZM244 124H246V123H244ZM258 124H259V122H258ZM167 125L169 127H167ZM36 126L37 127L39 126V128H40V129H38L39 132L38 131H35V129L37 130V127ZM250 126H252V125H250ZM53 127H56L57 128V126H53ZM70 127H72V126H70ZM30 129H32L33 131L30 130ZM59 129L60 128H58V130ZM27 130H29V131H27ZM50 130H49V132H51L53 135L55 134L53 136L54 137V140L60 139L61 137H59V135L64 134V133H61L60 132L61 130L59 131L60 134L59 133L58 134L55 133L58 130L53 131V128H52L51 131ZM62 130H64V129L62 128ZM70 130L68 129V131H70ZM252 130H253V128H252ZM45 131H46L47 134L45 133ZM33 132H36V133H33ZM69 133L70 134H73L72 131L68 132L67 134H69ZM170 134H172V133H170ZM176 134L179 135L180 133H176V132H175V134L173 133V136H175V137H173V140L175 142L176 141H179V139H182L181 136H179L180 138L178 136L176 137ZM195 136H196V138H195L196 141L194 140V137ZM42 137H40L42 139L41 141H48V140H44V139H47V138H44L45 136L43 137L44 139ZM40 138L38 139L39 141H40ZM36 139H34V140H36ZM49 140L51 141V139H49ZM152 141H153V144H154V140H152ZM174 141H173V144H175ZM192 141L195 142L196 144L195 143H192ZM201 141H203V140H201ZM214 141H216V143H217V141H219L220 143L218 142L216 144ZM32 142H31V144L34 147H35V144L38 143L36 141H34L33 143ZM191 143L194 144L195 146L192 145ZM190 144L192 146H194V147L190 146ZM203 144H204V142H203ZM196 146H199V150L200 151L197 150L198 147H196ZM205 146H207V143H206ZM205 146L203 147L204 149L206 148ZM224 146H226V147H224ZM207 147H209V145ZM206 150H207V148H206ZM171 151H173V153ZM197 151H199V152H197ZM211 151H212V149H211ZM33 152L35 154L37 153V151L36 152L33 151ZM43 153L45 155H47L45 153V151ZM40 154L43 155V156H39ZM175 154H177L179 157H177ZM12 155L9 157L10 159H11ZM25 155L28 156V157H26ZM182 155H184V153ZM198 155H200V156L198 157ZM13 157H12V159H13ZM39 157H41V158L39 159ZM200 157H201V160L198 159ZM46 158L50 159L51 162L49 160L50 163H48V162L46 163L45 162V161H47ZM192 158H193V161H192ZM42 159L43 160L46 159V160L43 161ZM69 159L72 160V161H70ZM74 160H76V161H74ZM21 161H23V162H21ZM200 161H202V162H200ZM40 162H43L45 164L40 163ZM70 162L73 163V165ZM75 162H77V163H75ZM169 162H173V163H169ZM2 163H4V162H1L0 165ZM13 163H15V162H13ZM13 163L11 165L13 167H14V165L16 166V164H13ZM65 163H69V165L67 166V164H65ZM6 164H8V162H6ZM27 164H28V166H27ZM31 164H33V166ZM185 164H187L188 167L190 166V170L188 172L192 174V175L190 174L191 175V179H192V176H193L194 179H192V180L189 179V177H188L189 176V173L188 172H186L185 174H187V173L188 174L184 176L183 173L185 172V170H183V165H185ZM25 165H26V167H25ZM29 165H31L32 167H30ZM171 165H173V166L170 168ZM187 165H185V166H187ZM2 166L5 167V165H2ZM12 166H11V168H13ZM34 166L36 167V169H33ZM69 166H74V167H69ZM178 166H180V167H178ZM185 166H184V168H185ZM29 167L31 168V171H30V168ZM43 167H44V170L45 171L43 170ZM153 167H155V165H153ZM173 167L174 168L176 167V168L174 169ZM181 167H182V169H181ZM188 167H187V170H188ZM8 168H9V166H8ZM38 168L39 169H42L44 171V174L40 173V172H43V171L42 170H39ZM128 168H129V166H128ZM155 169L156 168H154L152 170H155ZM168 169L170 171L173 170L172 172H174V173L172 174V172H171V174L169 175V178L167 180H164L163 179V180L160 181L158 179V177H159L158 173L163 172L164 170H168ZM191 169H192V171H191ZM35 170H36V172L39 171L38 173H40V174L38 176H35V173H36V172H34ZM74 170H78L79 172H81L80 176L78 178H76V182L74 184V187H72V185L74 183V181L72 179H68L67 181H61L60 180V179H62L64 177L70 176V173H72ZM179 170L180 171L183 170L182 175H181V172ZM10 171L12 172V170H10ZM31 172L32 173L34 172L33 173L34 176L33 175L30 176L32 174ZM136 172H139V174H136ZM13 173H14V171H13ZM38 173H36V175ZM41 174L43 175V177H40ZM149 174H145V178H147V176H150ZM174 174H176V175H174ZM9 175H12V174L9 173L8 176ZM13 176H10L11 177L10 179L12 180V182L15 185L18 182H16V180H15L16 183L13 181L12 178L15 177V176L14 177ZM71 176L73 178L76 177L75 173H74V175H71ZM183 176H184L185 180H187V177H188V179L190 181H192V182L189 181L190 183H187V184H190L191 187H189L190 185H186L184 183ZM29 177H31V178H29ZM32 177L33 178L34 177H37V178L40 177V179H37V178L34 179L35 181H37L38 187H37V185H33L34 180H32L33 179ZM20 178H22L23 180H21ZM41 178H43V179L41 180ZM137 178H139V179H137ZM31 180H32V183H30ZM39 180L41 181V182H39L40 184H38V181ZM7 181L9 182V180H7ZM1 183H3V181H1ZM10 183H11V181H10ZM13 183H11V186L13 185ZM19 183L17 184L18 186H19ZM135 184H137V185H135ZM23 186H24V188H23ZM2 187H1V189H3ZM33 187H35L36 189L37 188L38 189H42V192L40 191L41 192V195L32 194L33 191L36 190ZM21 188H23V189H21ZM1 189H0V191H1ZM24 189L26 190L25 191V195L29 192V196L27 194V196L29 197V198L27 197L28 200L25 199L26 196L24 195V192H23ZM56 189H58V190L59 189H63L62 195H59V193H58L59 191L54 193V190H56ZM36 191H39V190H36ZM9 192L11 194H9ZM186 193H188V192H186ZM23 196H25V198ZM50 197H51V199H50ZM173 198L176 199L177 197H173ZM21 199H22V201L24 200V202H22ZM19 201H21V202H19ZM14 202H18V203H14ZM25 202H27L26 203L27 205L25 204ZM1 203L4 204V205H2ZM51 203H54V204L56 203V210L57 211L55 213H50L49 205ZM23 204H25L26 206L23 205ZM158 204H159V206L158 207L157 206H154V208H153L152 205H149L148 203L146 204L147 205V209L146 210L148 212V217L151 220H153L155 217L156 218L159 217L158 219L155 218V220H157V221L159 220L160 221V218L163 217V216L161 217V215H159V214H161L160 212H162V214H164V216H165V213H163V211L165 212L164 208H166V209L171 208L170 207L171 204H169V202L168 203H158ZM9 205H11L13 207L12 210L14 208H16L17 206L19 208L20 205L23 208L20 207L21 208L20 210L18 208L15 209V210H17V212L19 211V214H16V216L12 214L13 216L12 217H9V215H8L9 213H6L4 215L5 216L8 215V216L6 218H4L5 216L3 215V213H5L7 210H10L11 209ZM3 206H5L7 209L5 207H3ZM184 206H186V205L184 204ZM1 207H3V209ZM4 208L6 209V211H4L5 210ZM252 208L253 207H251V209ZM200 210L203 211V214L205 213L204 216L206 215L207 217L206 216L205 217L202 216ZM167 211H169V210H167ZM254 211H256V210L254 209ZM254 211L252 210V212H254ZM11 212L13 213V211H11ZM11 212H10V214H11ZM250 213L251 212L249 211V214ZM257 213H254L255 216H256ZM157 215H159V216H157ZM167 215H168V213H167ZM19 216H21V217H19ZM29 217H30V219H28V224H27V221L26 220ZM107 217H109V218H107ZM124 217H125V215H124ZM9 218H12L11 219L12 221ZM112 218L110 219V221L112 220ZM250 218H251V216H250ZM5 219H7L9 221L6 220V222H5L4 221ZM21 219L22 220H25V221H22ZM163 219H164V217H163ZM30 220L34 221V223H36L35 221L40 222V226H41L40 229H41V231H44V233L46 235H51L52 234L53 235V238L55 240L54 244H52V245H50V246L47 247V245H46V243L44 241H42L43 242L42 244H38L39 242L36 243V240H35L29 246V244L26 243V241H25L26 240V236L28 235V234H26L27 231H25V229H26V226L30 225L29 224V221ZM2 221H3V224L1 223ZM18 221H20V222H18ZM7 222H9V223L11 222L10 223L11 225L9 223H7ZM12 222H14V223H12ZM34 223L32 222V224H34ZM8 224H9V226H8ZM3 226H1L2 229L0 228V245H2V247L0 249V254L4 250H6V251H4L3 253H6L7 252V254H8V250H7L8 248L7 249H3V248L7 244H11L15 240L16 237H15L14 233H12V232H9V231H6L5 232L4 230H6V228L4 229ZM35 226H37V225H35ZM42 226L44 227V229H43ZM29 227L30 226H28V228ZM178 227H180V228H178ZM35 228H32V229H35ZM201 230H202V228H201ZM98 235H99L98 236L99 237V244L101 245L102 248H104L105 245H107V239L108 238L102 233V231H100V233ZM190 236H191V234H190ZM192 237H193V235H192ZM194 239H195V237H194ZM8 242H11V243H8ZM16 245L18 246V243ZM41 245H46V249H42ZM19 247H20V245H19ZM14 248H16V247H14ZM220 249H217L216 251H218V250L220 251ZM43 250H45L46 252L43 251ZM98 250L100 252V249L99 248H98ZM12 251H14V250H12ZM101 251H102V249H101ZM216 251H214V252H216ZM14 253L15 252H13V254H12L13 259H14V256H16V254H14ZM209 253H210V255H209ZM227 253H225V256H221L220 259L217 260V263L221 262L222 258L224 259L227 256ZM222 254L224 255V253H222ZM23 255H25V254H23ZM118 256L121 257V255H118ZM122 256H123V254H122ZM209 256H211L210 259H209ZM23 259L25 261V258L24 257H23ZM207 259H209V260H207ZM225 259H227V258H225ZM9 260H7V261H9ZM12 260L9 261V262L15 263V259L13 261ZM26 260L28 261V259H26ZM62 260H63V263H62ZM173 260L174 261L176 260V261L173 263L172 262ZM24 261L22 260L21 262L24 263ZM214 262L216 264V261H214ZM25 263L27 264V262H25ZM196 263H198V261Z\"/></svg>","mask_w":264,"mask_h":264},{"label":"crops","instance_id":"3","mask_svg":"<svg viewBox=\"0 0 264 264\" xmlns=\"http://www.w3.org/2000/svg\"><path fill=\"white\" fill-rule=\"evenodd\" d=\"M198 53L199 51L195 50L192 44L185 47L182 46L175 56H162V64H171L185 59L188 61H196L195 59ZM87 74L89 72L80 70L62 72L59 78V85L48 90L51 108L55 109L64 101L66 94H64V87H69V94L72 97H77L76 95L80 93V88L83 86V79L87 77ZM199 76L206 82L205 84L207 86L216 92L219 101L223 104H228L234 99L230 90L226 88L225 83L221 82L218 75L210 68H200ZM175 82L184 105L192 111V118L195 123L204 125L209 118L205 111L197 110L200 101L196 93L191 90L189 83L183 78L178 77L175 79ZM253 98L259 105L264 103V85L254 91ZM211 106L214 108L212 104ZM220 115H223V112ZM135 125L138 134L141 136L142 151L146 155L155 153L156 148L145 120L136 122ZM61 133L65 132L62 130ZM163 145L164 142L160 141V146L163 147ZM259 159L263 162L264 166L263 150L260 151ZM211 169L212 171L209 176L203 174L200 178L194 180L191 187L193 193L196 195L200 208L207 213L206 215H208V218L215 225H220L222 222L227 221L230 224L233 236L238 241L252 238L254 232L253 227L251 228V221L258 217L261 211L264 210V167L261 170L252 171L242 180L237 178L226 163L223 165L222 163L217 164L215 167L212 166ZM189 181L188 179H184L186 185H188L187 182L189 183ZM170 189L171 187L169 185H164L144 195L143 198L134 200V202L128 204L126 214L116 218H112V214V217L110 216V219L112 218L111 221L110 219H103L100 215H96L92 218L85 217L57 227L56 238L60 241L62 250L66 253L70 263L106 264L105 255L117 256L123 260L126 259V261L124 260L125 262H127V259L128 261L133 259L135 263L146 261L149 257L146 250L147 246L143 244L145 242H143L142 233L146 231L157 232L161 231L162 228L160 221H154L148 217L146 204L170 203L173 199L169 191ZM250 206L253 208L251 209ZM170 207L177 219L181 221L183 232L187 236L189 235L188 237L196 247L198 246L197 248L199 250L204 251L208 240L207 234H204L205 230L203 227H200L198 222H195L197 220L181 203H173ZM49 210L50 213H55L57 211L56 203H51ZM203 211H201L202 216L205 214H203ZM249 211L251 212L250 214ZM254 213H257L256 216ZM100 231L108 238L107 245L104 248L99 244L98 234ZM118 255H121V257ZM197 261L198 263H196ZM176 264H200V262L198 257L192 254L180 261L178 260Z\"/></svg>","mask_w":264,"mask_h":264}]
</instances>
